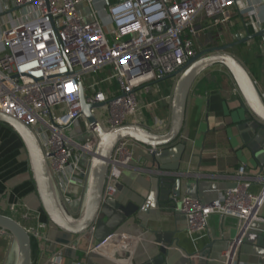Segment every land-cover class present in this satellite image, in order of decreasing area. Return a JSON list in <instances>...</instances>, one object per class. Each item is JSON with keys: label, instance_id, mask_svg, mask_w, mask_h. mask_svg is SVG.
Segmentation results:
<instances>
[{"label": "built area", "instance_id": "2783aa9c", "mask_svg": "<svg viewBox=\"0 0 264 264\" xmlns=\"http://www.w3.org/2000/svg\"><path fill=\"white\" fill-rule=\"evenodd\" d=\"M97 1L16 0V10L9 11L6 6L0 15L4 18L0 20V111L35 133L65 201H69L71 185L86 186L99 141L96 126L111 129L138 124L126 119L141 111L142 93H150L155 81L179 72L198 54L195 38L201 28L197 19L204 15L216 25L226 23L230 9L238 5V0H101V7ZM81 87L87 103H103L91 108L98 124L83 114ZM98 108H107V127L98 117ZM82 119L86 131L94 135L91 141L67 135ZM136 143L123 139L116 145L105 196L118 193L124 171L133 167ZM251 184L243 164L236 184L221 191L211 203L192 196L171 197L185 215L190 233L205 231L212 214L239 220V235L224 251L223 264H237L247 229L256 221L264 222L260 213L264 197L251 193ZM21 208L20 204L10 207L29 221L22 224L32 239L47 241L39 213ZM0 233L8 232L0 229ZM114 244L130 249L131 239L114 232L90 244L87 253L99 254ZM53 257L63 264L61 249L54 251Z\"/></svg>", "mask_w": 264, "mask_h": 264}, {"label": "crops", "instance_id": "0c3cea01", "mask_svg": "<svg viewBox=\"0 0 264 264\" xmlns=\"http://www.w3.org/2000/svg\"><path fill=\"white\" fill-rule=\"evenodd\" d=\"M97 2L103 6L101 0ZM237 4L230 9V20L226 23L216 25L213 19L204 15L197 19L201 28L195 38L198 51L210 48L202 43L204 35L211 31L213 40L217 41L216 46H220L236 40L238 33L246 34V24L250 31L264 27V0H238ZM6 6L9 11L13 10L16 0H0V15ZM241 8L245 10L242 12ZM82 9L85 12L89 10L86 5ZM257 39L233 48L246 45L251 50L255 44H260L264 50V41ZM245 61L264 93V60ZM176 80L171 77L154 82L150 93H142L140 116L128 123H138L159 133L166 132ZM252 119L253 113L228 71L206 70L200 75L188 97L182 130L186 144L180 166V175L184 176L182 196L211 203L221 191L236 184L239 167L244 164L246 176L252 181L250 192L264 197V154L254 150L248 142L250 127L247 124ZM134 148L133 167L124 171L119 191L114 195L123 205L131 204L136 210L135 215L117 231L131 239V247L125 249L114 244L99 254L90 255L88 247L96 239L89 234L70 237L50 224L30 170L24 143L8 125L0 123V213L13 216L24 225L29 221L20 212H13L10 209L12 204H20L22 211L26 207L39 213L43 231L48 236L47 241L32 239L33 264H61L53 257L54 251L60 249L63 264L75 261H83L84 264H154L155 259L159 260L158 264H223L224 251L239 235V220L212 214L205 231L190 233L185 215L171 200L174 185L170 182L169 186L161 187L159 183L160 176H168L171 172L159 173L151 161L150 146L137 142ZM257 176H261L262 181H257ZM69 195V201L73 203L84 197L82 189ZM72 208L69 207L70 213L78 217L80 208L78 213ZM260 213L264 216V200ZM236 260L237 264H264V222L256 221L247 229ZM13 262L12 236L0 233V264Z\"/></svg>", "mask_w": 264, "mask_h": 264}, {"label": "water", "instance_id": "95a60500", "mask_svg": "<svg viewBox=\"0 0 264 264\" xmlns=\"http://www.w3.org/2000/svg\"><path fill=\"white\" fill-rule=\"evenodd\" d=\"M16 9L17 7L11 11ZM246 27V34L238 33L236 40L199 51L182 70L155 81L160 82L171 77L177 79L171 102L170 124L166 132H155L139 124H127L111 129L101 124L96 126L99 141L91 158L86 186L84 189L81 188L84 197L82 200L76 199L75 203L62 198L40 141L32 129L19 119L0 111V123L8 125L24 143L43 209L52 226L70 237L89 234L97 241H102L108 235L117 232L135 215L136 210L131 204L123 205L114 196L104 195L114 149L123 139H132L150 146L153 149L150 153L151 161L157 166L159 173L171 172L168 176H160L161 187L169 186L171 182L174 185L173 194L181 197L184 176L180 175V166L186 148L182 130L187 101L196 80L213 66H223L240 90L247 107L253 113V119L247 124L250 127L248 142L254 150L264 154V97L245 63L230 51L234 46L256 38L264 41V27L254 28L253 31L249 30L248 24ZM80 99L85 118L93 124H98L91 108L99 107L103 103H87L82 87ZM69 207H73L75 213H78L80 208L79 216L74 217ZM90 228L94 229L92 234L89 233ZM0 229L12 236L13 264H33L32 238L24 225L13 216L0 213ZM158 261L155 259L153 263L158 264Z\"/></svg>", "mask_w": 264, "mask_h": 264}, {"label": "rangeland", "instance_id": "374dc122", "mask_svg": "<svg viewBox=\"0 0 264 264\" xmlns=\"http://www.w3.org/2000/svg\"><path fill=\"white\" fill-rule=\"evenodd\" d=\"M86 20H89V19H86ZM207 31V30H206ZM226 43V42H224ZM253 49V50H252ZM252 49L250 50V47L248 46H240L239 48H232L230 51L235 54L238 58H240L244 63L245 65L247 66L248 68V65L246 63V59L247 60H259L262 58L264 60V53H263V50L261 49V46L260 44H255V46L252 47ZM251 60V61H252ZM250 61V62H251ZM258 63V62H256ZM254 63V64H256ZM215 69H221V70H225L227 71L223 66L221 65H216V66H213L209 69H207V71L209 70H215ZM141 112V111H140ZM140 112L137 113V114H132V115H128L127 116V122H132V121H136L138 119V116H140ZM97 114H98V117L100 119V121L103 123V125H105L106 127L108 126L107 124V108L105 109H97ZM85 119H82L80 121L79 124H76L74 125L73 127L69 128L67 130V135H69L70 137H73V138H76L78 139L79 141H91L94 139V135L90 132H87L86 131V128H85V122H84ZM87 158V157H86ZM81 190V187L77 184H74L73 187L71 186L68 190V193L71 194V192H80ZM26 224V223H25Z\"/></svg>", "mask_w": 264, "mask_h": 264}, {"label": "trees", "instance_id": "16d2710c", "mask_svg": "<svg viewBox=\"0 0 264 264\" xmlns=\"http://www.w3.org/2000/svg\"><path fill=\"white\" fill-rule=\"evenodd\" d=\"M212 34H213V31L206 33L204 35L203 43H202L203 45L205 44V46L207 47H213L217 45V41L213 40ZM257 40H261V38H258Z\"/></svg>", "mask_w": 264, "mask_h": 264}]
</instances>
